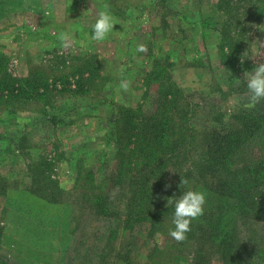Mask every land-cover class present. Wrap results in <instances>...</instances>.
I'll use <instances>...</instances> for the list:
<instances>
[{"label":"rangeland","instance_id":"rangeland-1","mask_svg":"<svg viewBox=\"0 0 264 264\" xmlns=\"http://www.w3.org/2000/svg\"><path fill=\"white\" fill-rule=\"evenodd\" d=\"M218 2L0 0L1 260L128 264L130 259L145 264L154 243L166 244L169 233L148 238L142 230L128 238L130 253L115 256L123 236L106 232L109 223L86 208L83 192L91 190L96 176L93 183L100 188L94 193L100 194L110 184L108 173L118 169L116 113L140 102L147 112L155 107L157 86L148 91L145 82L155 60L166 63L183 95L194 103L191 121L198 131L218 124V111L225 112L220 119H229L248 99L232 85L233 70L220 62L224 40L215 26L223 16ZM105 8L116 18L115 31L94 41L91 26ZM243 36L245 46L260 53L264 23ZM36 70L41 73L39 87L49 85L48 96H16L28 91L25 79ZM13 78L21 83H15L10 96L5 87ZM122 81L127 89L120 87ZM125 118L118 121L121 128ZM241 232L244 240L264 238L255 222ZM98 247H106L101 262ZM170 253L158 255V263L176 264ZM212 264L221 262L214 258Z\"/></svg>","mask_w":264,"mask_h":264},{"label":"trees","instance_id":"trees-1","mask_svg":"<svg viewBox=\"0 0 264 264\" xmlns=\"http://www.w3.org/2000/svg\"><path fill=\"white\" fill-rule=\"evenodd\" d=\"M217 4L223 15L215 23L224 40L219 45L220 62L233 70L232 85H237L238 93L249 97L229 119H220L225 112L218 111L219 115L214 113L218 124L198 131L191 121L194 103L183 95L166 63L155 60L145 76L146 90L157 86L155 107L147 112L140 102L116 113L118 169L108 173L110 184L100 194L94 193L100 188L93 183L96 176L91 190L83 192L86 208L109 223L106 232L122 234L115 256L130 253L128 238L139 231L144 230L148 238L169 233L166 226L174 227L173 207L167 206V199L200 190L206 195L204 212L192 220L186 238L175 241L168 237L164 246L156 241L145 264H160L156 257L167 250L170 253L169 249L175 251L169 260L176 264H212L214 258L221 264H264V238L244 240L241 232L254 222L264 231V99L249 107L246 88L250 71L264 63V47L254 53L245 46L247 38L241 37L253 25L264 23V0H219ZM40 75L37 70L31 72L25 79L28 91L16 96H48L49 85H38ZM17 81L20 85L15 79L5 87L10 96ZM121 115L126 117L124 128L118 122ZM59 191L56 188L54 194ZM42 195L57 202L51 195ZM104 250L106 247H98L95 252L98 262L104 260ZM0 264L10 263L0 259Z\"/></svg>","mask_w":264,"mask_h":264},{"label":"clouds","instance_id":"clouds-1","mask_svg":"<svg viewBox=\"0 0 264 264\" xmlns=\"http://www.w3.org/2000/svg\"><path fill=\"white\" fill-rule=\"evenodd\" d=\"M117 24L114 15L106 8L98 12L95 22L92 24L91 39L94 41H103L114 30ZM143 50V46H140ZM120 87L127 89L129 84L121 82ZM246 88L250 93L249 107L264 99V63H258L250 71ZM206 195L200 190H187L178 197L172 196L167 199V206L173 207L172 224L174 227L169 229V236L175 241H183L187 233L191 231V222L193 219L201 216L204 212Z\"/></svg>","mask_w":264,"mask_h":264}]
</instances>
